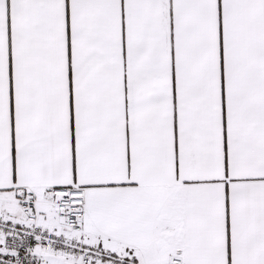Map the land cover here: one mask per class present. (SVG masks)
I'll return each instance as SVG.
<instances>
[{"label":"snow or ice","instance_id":"snow-or-ice-1","mask_svg":"<svg viewBox=\"0 0 264 264\" xmlns=\"http://www.w3.org/2000/svg\"><path fill=\"white\" fill-rule=\"evenodd\" d=\"M0 264H264V0H0Z\"/></svg>","mask_w":264,"mask_h":264}]
</instances>
